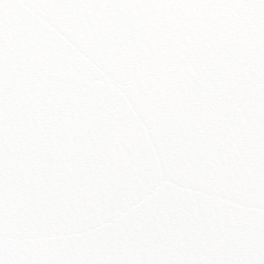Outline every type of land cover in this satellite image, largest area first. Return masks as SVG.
<instances>
[{"label":"snow or ice","instance_id":"snow-or-ice-1","mask_svg":"<svg viewBox=\"0 0 264 264\" xmlns=\"http://www.w3.org/2000/svg\"><path fill=\"white\" fill-rule=\"evenodd\" d=\"M0 264H264V0H0Z\"/></svg>","mask_w":264,"mask_h":264}]
</instances>
